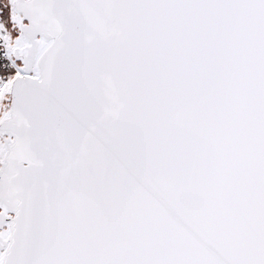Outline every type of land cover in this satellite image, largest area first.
Returning <instances> with one entry per match:
<instances>
[{
  "label": "snow or ice",
  "instance_id": "6c2138e0",
  "mask_svg": "<svg viewBox=\"0 0 264 264\" xmlns=\"http://www.w3.org/2000/svg\"><path fill=\"white\" fill-rule=\"evenodd\" d=\"M0 264H264V0H0Z\"/></svg>",
  "mask_w": 264,
  "mask_h": 264
}]
</instances>
